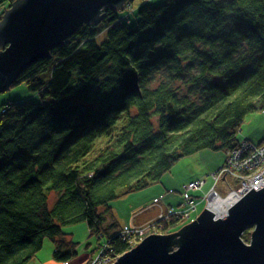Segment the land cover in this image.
Masks as SVG:
<instances>
[{
    "label": "trees",
    "instance_id": "16d2710c",
    "mask_svg": "<svg viewBox=\"0 0 264 264\" xmlns=\"http://www.w3.org/2000/svg\"><path fill=\"white\" fill-rule=\"evenodd\" d=\"M128 3L105 6L98 24L21 74L16 84L39 102L2 108L0 264H30L46 239L55 260L75 258L79 242L64 227L81 222L95 252L108 242L124 254L132 244L112 201L162 182L186 156L226 154L246 116L264 110V0H165L123 11ZM182 79L186 92L175 85ZM184 222L162 219L161 233Z\"/></svg>",
    "mask_w": 264,
    "mask_h": 264
},
{
    "label": "water",
    "instance_id": "95a60500",
    "mask_svg": "<svg viewBox=\"0 0 264 264\" xmlns=\"http://www.w3.org/2000/svg\"><path fill=\"white\" fill-rule=\"evenodd\" d=\"M130 1L15 0L0 20V93L84 24H98L105 6L120 10ZM207 198L195 220L172 233L149 234L114 264H264V187L224 200L212 191ZM218 212L224 214L216 219Z\"/></svg>",
    "mask_w": 264,
    "mask_h": 264
},
{
    "label": "built area",
    "instance_id": "2783aa9c",
    "mask_svg": "<svg viewBox=\"0 0 264 264\" xmlns=\"http://www.w3.org/2000/svg\"><path fill=\"white\" fill-rule=\"evenodd\" d=\"M212 176L215 180V185L210 189L207 196L214 191L222 200L226 199L232 192L239 196H244L253 187L255 190L263 188L264 139L261 142L245 138L241 139L236 147L226 152L223 165ZM205 183L206 179L197 178L185 184L183 201L180 205L162 211L158 216L159 220L146 227H125L122 229V236L128 238L133 248L138 241L141 242L149 235H147L148 232L150 234H160L163 228L162 219L176 217L183 220H195L196 218L192 217V214L197 210L198 202L192 193L203 188ZM220 183H222L221 188L218 186ZM155 201L157 202L158 200L156 199ZM118 257L113 254V249L109 243L104 242L87 264H114Z\"/></svg>",
    "mask_w": 264,
    "mask_h": 264
},
{
    "label": "rangeland",
    "instance_id": "374dc122",
    "mask_svg": "<svg viewBox=\"0 0 264 264\" xmlns=\"http://www.w3.org/2000/svg\"><path fill=\"white\" fill-rule=\"evenodd\" d=\"M164 1L165 0H132L128 3L129 6L127 8L125 7L126 9L124 8L123 11L124 10L127 12H131L133 10L136 11L144 3L156 4V3H161ZM124 6H125V4H124ZM7 9H9V7H7V3L0 5V14L2 12L5 13ZM134 12H133V14H134ZM133 14H132V20H134V18H135V14L134 15ZM103 38L105 39V35H102L101 37H99V42L104 40ZM164 78H165V74L161 71L160 73H158L157 75H155L153 77L151 83L156 86L158 83L163 81ZM184 82H185V80H183V79L177 80L175 82V85L177 87H179L181 89V91L186 92V85ZM27 100L39 102L41 100V96L38 92L29 90L26 83L15 84L10 89L0 93V113L2 112V108L10 102L27 101ZM242 131L250 133L252 138L253 137L259 138L258 136L263 134V131H264V110L252 112L249 115H247L244 122L242 123L240 129H239V133H238L239 136H242V133H243ZM255 138H253L254 141H258ZM225 155L226 154L224 151H215V150H211V149H205V150L197 152L193 155L186 156V157L182 158L181 160H179L173 166L171 171H169L165 174L162 181H164V179L170 178L172 176L175 177V179L182 180L184 178H187L192 173L197 178L206 179V183L203 185V188H201L200 190H197V192L192 193L197 198L198 215H196V216L198 217L206 207V204L208 201L207 200V194L209 193L210 189L215 185V180H214L212 175L214 172H216L220 168V166L223 165L225 158H226ZM229 180H230V178H229ZM221 185H222V183H220L218 186L221 188ZM181 189H179L180 192H181ZM183 190H184V187L182 189V192H183ZM177 195H178V197H177L176 201L177 202L181 201L182 200L181 194L178 193ZM129 197H134V196H129ZM127 199H129V200H122V198L116 199V200L112 201V203H111V205H115V206L119 205L121 214L124 217L132 215L131 214L132 212H130L131 208L129 207V202H128V201H131L130 199H132V198H127ZM215 218L217 219V218H219V216H217L215 214ZM156 220H159V218ZM184 221H185L184 222L185 225L191 222L190 219H187V221L186 220H184ZM85 227H87L86 222H81V223H78L75 225H67L64 227V230L66 232H70V233L73 230L75 231V229H76V231H75L76 234L73 235V239L75 241L83 240L82 242H85L83 244L80 243V245H79L80 249H82L85 245H87V241H84L85 237L88 236V234L85 230ZM253 228L254 227H249L247 229V231L252 232ZM160 234H167V233H160ZM243 235H242L243 240L246 243H250L251 237H250V239L247 240L243 237ZM248 237H249V235H248ZM89 241L92 242V247H94L97 244V239L95 236L90 237ZM49 245H52V242L50 239H46L45 245H44L42 251L40 252V255L46 254V249H49ZM52 263L63 264L62 262H59L56 260H53Z\"/></svg>",
    "mask_w": 264,
    "mask_h": 264
},
{
    "label": "crops",
    "instance_id": "0c3cea01",
    "mask_svg": "<svg viewBox=\"0 0 264 264\" xmlns=\"http://www.w3.org/2000/svg\"><path fill=\"white\" fill-rule=\"evenodd\" d=\"M242 136L241 139H249L254 141L253 137L251 136L250 133L242 131ZM259 138H255L258 141L255 142H261L264 139V131L263 134L258 136ZM226 156V155H225ZM221 167V166H220ZM197 179V177L192 173L190 174L187 178H184L182 180L175 179V177H170L167 179H164V181L157 183L153 186H150L144 190L138 191L131 193L129 195H126L122 197V200H129L127 198H132L130 199L131 201L129 202V207L131 208L132 212L131 216H126L124 217L121 214L119 205L115 206L112 205L113 207V213L115 220L119 223L120 227H145L146 225L148 226L149 224L153 223L156 221L160 213L164 210H167L170 206L176 207L180 205L183 201V193L182 189L183 186L190 181ZM163 180V179H162ZM164 185V186H163ZM181 189V192L180 190ZM197 192V191H196ZM178 193L181 194L182 200L181 201H176L178 197ZM129 196H134V197H129ZM136 196V197H135ZM126 198V199H125ZM155 198H159V202L155 203ZM121 199V198H120ZM177 202V203H176ZM198 209V205H197ZM198 214L197 210L192 214V217H196ZM84 228V227H83ZM85 230L88 234V236L85 237L84 241H87V245H85L82 249H80V243H85L82 242L83 240H78L79 242L78 249H79V254L75 258L67 261V262H62L63 264H87L89 260L92 258V256L95 254V246L92 247V242L89 241L90 236H89V228L85 227ZM76 231V229H75ZM74 230L71 232L72 237L73 235L76 234ZM52 242V241H51ZM42 251V250H41ZM40 251V252H41ZM40 252L31 262L30 264H54L52 263L54 259L53 252H54V244L49 245V249H46V254L45 255H40ZM57 261V260H56Z\"/></svg>",
    "mask_w": 264,
    "mask_h": 264
},
{
    "label": "bare ground",
    "instance_id": "6f19581e",
    "mask_svg": "<svg viewBox=\"0 0 264 264\" xmlns=\"http://www.w3.org/2000/svg\"><path fill=\"white\" fill-rule=\"evenodd\" d=\"M216 215L220 217L223 215V212H218V213H216Z\"/></svg>",
    "mask_w": 264,
    "mask_h": 264
}]
</instances>
